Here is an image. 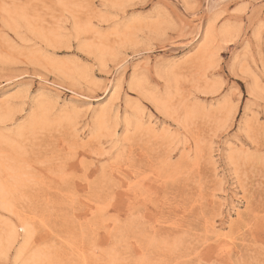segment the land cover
<instances>
[{
	"label": "rangeland",
	"instance_id": "374dc122",
	"mask_svg": "<svg viewBox=\"0 0 264 264\" xmlns=\"http://www.w3.org/2000/svg\"><path fill=\"white\" fill-rule=\"evenodd\" d=\"M0 264H264V0H0Z\"/></svg>",
	"mask_w": 264,
	"mask_h": 264
}]
</instances>
